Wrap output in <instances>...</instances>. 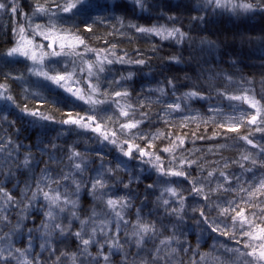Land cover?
Masks as SVG:
<instances>
[{
	"label": "clouds",
	"instance_id": "clouds-1",
	"mask_svg": "<svg viewBox=\"0 0 264 264\" xmlns=\"http://www.w3.org/2000/svg\"><path fill=\"white\" fill-rule=\"evenodd\" d=\"M0 264H264V0H0Z\"/></svg>",
	"mask_w": 264,
	"mask_h": 264
},
{
	"label": "snow or ice",
	"instance_id": "snow-or-ice-1",
	"mask_svg": "<svg viewBox=\"0 0 264 264\" xmlns=\"http://www.w3.org/2000/svg\"><path fill=\"white\" fill-rule=\"evenodd\" d=\"M64 39L65 38H61V43L64 42ZM68 42L70 44L75 43V41H73V40H69ZM27 47H29V44L26 42L25 44L20 45L19 50L24 51ZM58 78L62 79L63 77H58ZM248 103L253 104V106L255 107V104L253 103V101L249 100ZM253 120H255V117H253Z\"/></svg>",
	"mask_w": 264,
	"mask_h": 264
}]
</instances>
